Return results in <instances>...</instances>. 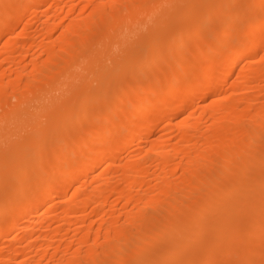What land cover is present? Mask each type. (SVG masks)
Segmentation results:
<instances>
[{
  "label": "bare ground",
  "instance_id": "6f19581e",
  "mask_svg": "<svg viewBox=\"0 0 264 264\" xmlns=\"http://www.w3.org/2000/svg\"><path fill=\"white\" fill-rule=\"evenodd\" d=\"M46 1L1 2L0 35L13 18L39 11ZM81 1L76 16H70L75 2L63 9L71 19L61 25L57 5L44 13L45 34L58 26L62 33L33 38L39 52L30 68L22 59L27 39L6 42L10 53L21 48L24 64L12 57L9 62L19 67L0 68V229L6 216L13 229L37 206L41 218L59 198L65 204L52 217L61 224L47 229L39 245L32 220L26 246L21 240L1 250L0 264H226L230 255L235 260L229 264H264V98L252 92L259 89L253 82L264 79L263 0H237L244 3L234 16V0ZM182 13L202 21L178 27ZM166 35L159 51L155 43ZM75 42L89 47L75 51L69 47ZM165 57L172 61L165 63ZM243 60L257 65L241 69ZM124 63L128 70L122 71L136 76L121 86L117 70L122 73ZM238 65L239 80L225 96ZM260 89L264 93V84ZM209 96L210 103L200 102ZM89 101L98 110H89ZM190 106L195 110L181 126L186 131L192 119V136L189 129L169 149L172 140L161 136L154 152L146 149L121 162L124 145L149 140L158 120L168 118L163 129L172 137L169 118ZM64 223L70 225L66 231ZM63 231L74 239L58 244ZM195 246V253L184 255ZM28 251L33 259L23 258ZM46 253L49 260H43Z\"/></svg>",
  "mask_w": 264,
  "mask_h": 264
},
{
  "label": "rangeland",
  "instance_id": "374dc122",
  "mask_svg": "<svg viewBox=\"0 0 264 264\" xmlns=\"http://www.w3.org/2000/svg\"><path fill=\"white\" fill-rule=\"evenodd\" d=\"M243 1V0H242ZM4 3L5 2V0H0V6L2 5V3ZM57 4H56V3ZM72 2H75L76 3V9H75V12L73 13V14H70V16H76L78 13H79V11H80V8L82 7V5H83V2L81 1V0H48V1H46L42 6H41V8H39V11H36V12H32V10H30V12H28L27 11V13L26 14H24L22 17H23V19H22V17H17V18H13V20L10 22V27L8 26L7 27V29L6 30H4V33H2L0 36V68L2 69V68H17V67H19V65H17V66H15L16 64L15 63H12L13 62V60H12V62H9V61H11L10 59H12V57L14 58V62H17V64L19 63V61L22 63V64H24V62H23V60L24 59H26V61H25V65H27V63H28V65L26 66V67H28V68H30V66H31V62L32 61H29V60H32L31 58L32 57H34V55H35V53H38L39 52V49H38V47L35 45L34 46V44L32 45V42H33V38H38L39 40H42V39H47L48 38V36L49 35H53L52 37H59L60 35L59 34H61L62 33V30H61V26H58L57 28H56V30L55 31H53L51 34H45V30H46V22H47V15L45 16V12L47 11V10H49L50 9V7L52 6V5H57V7H58V9L60 8V9H62V10H59V11H57V17H56V22H57V24H59V25H61V24H63V22H65V21H68L69 20V14H67L66 13V11L65 10H67L68 9V6L72 3ZM238 2H240V1H237L236 0V3H235V0H234V8L233 7H230V9H229V12H231L233 9V13L231 12V14H233V16L235 15V11H237V9L235 10V8H237L241 3H244V2H241L240 4H238ZM263 2H264V0H263ZM13 7V6H12ZM13 9V8H12ZM63 9H65V10H63ZM43 10V11H42ZM194 11V10H193ZM198 11V10H197ZM197 11H195L198 15L200 14L199 13V11L197 12ZM32 12V13H31ZM89 12V11H88ZM87 12V13H88ZM181 12H182V10H181ZM185 12V11H184ZM39 13V14H38ZM178 13H180V11L178 12ZM187 13V12H186ZM195 13V14H196ZM188 14V13H187ZM231 14L229 13V16H230V18L232 19V17H231ZM25 15H26V17H25ZM182 16H183V13L181 14ZM181 15H180V17H181ZM201 15V14H200ZM42 16V17H41ZM59 16H61L60 17V19H59ZM177 16H178V14H177ZM184 17V21H185V23H184V21H183V19H177L176 21H175V23H177V25H179L178 23H180V25L178 26V27H180L181 26V28L182 27H189L190 26V22H192V18H190V21H189V17L188 16H186V18H185V15L183 16ZM199 16H197V19L199 20V19H201L202 18V15L198 18ZM41 18H43V19H41ZM45 18V19H44ZM65 18V19H64ZM179 18V17H178ZM208 18V17H207ZM27 21H26V20ZM58 19V20H57ZM71 19V18H70ZM195 19V18H194ZM193 19V20H194ZM206 19V18H205ZM21 21V23H20V21ZM42 20V21H41ZM62 20H65V21H62ZM183 21L182 23L183 24H181V21ZM198 20H196L195 19V22H192L191 23V25L192 26H194V25H196V24H198L199 22H201L202 20H199V22H198ZM14 21V22H13ZM22 21L24 22V23H22ZM61 21H62V23H61ZM178 21V22H177ZM188 21V22H187ZM18 22H19V24H18ZM42 22H43V24H42ZM211 23H214V22H211ZM210 23V25L212 26L213 24H211ZM247 23V22H246ZM245 22H244V25L246 24ZM27 24V26H24V25H26ZM17 25V26H16ZM24 26V27H23ZM45 26V27H44ZM25 28H27L26 29V32H25ZM59 28V29H58ZM180 28V29H181ZM44 29V30H43ZM92 29V28H91ZM90 29V27L87 29H85V32L86 33H92L93 32V30H91ZM8 30V31H7ZM11 30V31H10ZM24 32H23V31ZM90 30H91V32H90ZM7 31V32H6ZM14 31V32H13ZM10 32V33H9ZM17 32V33H16ZM21 32L22 33H24V34H21ZM42 32V33H41ZM43 32H44V34H43ZM12 33V34H11ZM27 33V34H26ZM40 33V34H39ZM15 35H17V36H15ZM19 35H21V36H19ZM26 35H28V36H26ZM46 35V36H45ZM37 36V37H36ZM168 36H169V34H168ZM168 36L166 35V37L165 38H163V39H161L163 42H161V40L160 41H157L155 44V46L157 47V49L159 50V48L161 47H163L164 45H165V43L167 42L168 43V41H169V38H168ZM21 40V38H24V39H27V45H26V49H24L23 51H25V50H27V52L25 51V52H23L22 54L24 55L23 57H25V58H22V59H20V52H22L21 51V48L19 47L18 49L20 50V52H19V50L17 49V50H13L12 52H16L15 54L14 53H10V51H8V48H7V46H6V44L7 43H9V42H11V41H14L13 39L15 38V40H18V38ZM47 37V38H46ZM171 37V36H170ZM166 38L168 39V40H166ZM19 41V40H18ZM29 41V42H28ZM78 41V40H77ZM76 41V42H77ZM7 42V43H6ZM21 43H22V40L20 41ZM75 42V43H76ZM71 44L69 47H71L72 46V48L75 50V51H77V50H84L85 48L87 49L88 47H89V44L88 43H84V44H81V43H76V44ZM154 43V42H153ZM153 43L152 44H150V46H149V44L147 45V47H146V49L145 50H148L149 51V48H151V46L153 45ZM158 43H159V45H162V46H158ZM162 43V44H161ZM86 44H88V47H87V45ZM8 45V44H7ZM29 45V46H28ZM6 46V47H5ZM28 47V48H27ZM57 48H59V46H56ZM261 53L260 54H264V42L261 44ZM72 48H70V49H72ZM81 48V49H80ZM84 48V49H83ZM7 49V50H6ZM72 49V50H73ZM30 50V51H29ZM31 51H32V53H31ZM160 51V50H159ZM147 52V51H146ZM12 55V56H10V55ZM168 54H170V53H168ZM161 55H163V54H161ZM166 55V54H165ZM8 56H10V57H8ZM18 56V57H17ZM167 56V55H166ZM170 56V55H169ZM168 56V57H169ZM172 56V55H171ZM163 59H164V56H161ZM18 60H17V59ZM166 58V57H165ZM170 58H172V57H170ZM170 58H166L164 61H172V59L170 60ZM173 58H174V56H173ZM261 57L260 56H258L257 58H255V59H260ZM264 58V57H263ZM141 61V60H140ZM139 61V62H140ZM165 62V63H167V64H169V62ZM256 62H255V64L253 63H251V64H244V62H246V60H243L240 64H241V66H237V69H236V72H234L233 73V75H232V77L228 80V82H227V84L224 86V88H225V90L223 89V92H226L225 93V96H226V94H228V93H230L231 92V87H232V85L235 83V82H237V80H239V78H238V76H236L238 73H237V70L239 69V67H241V69H243V66H248V68L249 67H251V66H253V67H255L257 64V60H255ZM142 62V61H141ZM140 62V63H141ZM144 62V61H143ZM12 63V64H11ZM20 63V64H21ZM21 64V65H22ZM4 65V66H3ZM11 65V66H10ZM125 65V66H124ZM251 65V66H250ZM9 66V67H8ZM246 66V67H247ZM127 67H128V65H126L125 63L124 64H122L119 68H121V70L120 71H122V69L123 68H125V69H127ZM245 67V68H246ZM118 68V69H119ZM0 69V70H1ZM125 69H123L124 71H126ZM15 70V69H14ZM128 70V69H127ZM151 70V69H150ZM240 70V69H239ZM118 72V79L120 80V85L122 86V84H124V83H129L128 81H130V82H132L131 80H132V78H131V80H130V77H134L135 78V76H136V73H133V72H123L122 71V73L121 72H119V70H117ZM149 71V70H148ZM153 71V70H152ZM152 71H149L150 73L152 72ZM125 73V74H124ZM148 73V72H147ZM237 73V74H236ZM123 74V75H122ZM134 74H135V76H134ZM149 75V74H148ZM123 76H125V78H126V80H125V78L123 77ZM120 77V78H119ZM123 77V78H122ZM129 77V78H128ZM237 78V79H236ZM129 79V80H128ZM123 80H124V83H122L123 82ZM262 80V79H261ZM264 80V79H263ZM263 80L261 81L263 84H264V82H263ZM258 81V82H257ZM257 81H255V82H253V83H255V84H253V85H255L256 87H258L257 89H258V91L256 90V89H253L252 90V92H253V94H255L256 96H260L261 98H264V96H261L262 94L261 93H263L262 91H260L261 89V87H262V83H260V81L259 80H257ZM231 82V83H230ZM94 84H96L95 85V87H96V91H99V90H97V83L96 82H93ZM257 83V84H256ZM259 83V84H258ZM133 83H130V85L129 86H127V87H129V88H132L131 87V85H132ZM119 85V86H120ZM124 86H126V84H124ZM226 87H227V89H226ZM255 87V88H256ZM133 89V88H132ZM230 89V90H229ZM131 90V89H130ZM89 91V90H88ZM91 92H92V90H90ZM95 91V89L93 90V92ZM100 92V91H99ZM99 92L97 93V94H95V93H91V94H93V95H89V97H87L88 98V100H92V99H96V97H97V95L99 94ZM254 92H256V93H254ZM260 92V93H259ZM261 94V95H259V94ZM88 94H90V93H88ZM88 94H86V95H88ZM252 94V93H251ZM238 95H240L239 93H238ZM237 94H236V97L238 96ZM263 95H264V93H263ZM94 96V97H93ZM240 97H241V95H240ZM259 97V99H261ZM204 98V97H203ZM203 98H201L200 99V102H202L201 100H203L204 101V103H210L211 102V100H210V96H209V99H208V97L206 98V99H203ZM237 98H239V97H237ZM206 100V101H205ZM88 102V103H90V108H89V110L91 109V108H93L94 106H92V101H94V100H92L91 102ZM86 104V108H88L89 107V104ZM201 104H203V103H201ZM88 105V106H87ZM192 107V108H191ZM194 108V106H190L189 108L187 107V108H185L184 110H182V111H176V114H178L176 117H171V120L172 119H174V120H172V121H170V118H169V122L170 123H172L174 126H173V128H172V137H170L171 135H169V134H171V132H170V130H169V132L170 133H168V130H165L164 131V129H163V125H165L164 124V122H167V120H168V118H164V119H160L161 121H159L158 120V123H157V125H156V127L154 128V131L151 133V135L153 136V138H149V140H147V139H144L142 142H139V143H136V145L134 144L133 145V147L135 148H127V147H125V145H124V147H123V156H122V160H121V162L123 163V162H127L129 159H131L132 157H134V154L136 153H138V154H142L143 152H145L144 150H146V149H149V150H153L152 152H154L157 148H156V146H158V144H162V140H161V136H164L165 135V137H167V136H169L168 138H170L172 141L170 142V144H168V149L169 148H173V145L175 144L176 145V143H177V141H178V139H181L182 140V137H184V136H187V134L189 135V136H192L193 135V133H194V131H193V129H194V121H192V119L191 120H188V122H189V124L190 123H192V125H189L188 124V128L186 127L185 129H186V131L188 132L189 131V129H190V131L187 133L185 130H183V128H182V126L181 125H183L184 124V122H186V121H184V120H186V119H189L187 116H189L190 114H191V112L192 111H194L195 110V108ZM188 109V110H187ZM192 109V110H191ZM91 110H98L97 109V107L96 108H93V109H91ZM191 110V111H190ZM185 114V115H184ZM186 114H188L187 116H186ZM182 115H183V117H182ZM78 115H74V117H76V120H75V118H73L72 120V123L74 122V125L76 124L75 122H77L78 123V117H77ZM179 116V117H178ZM181 116V117H180ZM186 116V117H185ZM205 117H207L206 115H204V117L203 118H205ZM184 118V119H183ZM208 118V117H207ZM179 121H178V120ZM183 119V120H182ZM206 119V118H205ZM204 119V125H207L208 124V122H207V120L208 119H206L205 120ZM184 121V122H182V121ZM203 120V119H202ZM178 121V122H177ZM192 121V122H191ZM206 121V122H205ZM209 121V120H208ZM163 122V123H162ZM203 122H202V124H203ZM175 123H176V125H175ZM183 123V124H182ZM206 123V124H205ZM160 125V126H159ZM176 127V128H175ZM181 129V131H180V129ZM156 129V130H155ZM174 129V130H173ZM192 129V130H191ZM163 131V132H162ZM183 131H185V133L183 132ZM192 131V132H191ZM157 132V133H156ZM162 132V133H161ZM191 132V133H190ZM166 133V134H165ZM181 133V134H180ZM187 133V134H186ZM186 134V135H185ZM158 135V136H157ZM175 135V136H174ZM177 135H179V136H177ZM183 135V136H182ZM155 136V137H154ZM182 136V137H181ZM160 137V138H159ZM168 138H167V141H168ZM172 138H174V139H172ZM154 139V140H153ZM160 139V140H159ZM166 139V138H165ZM169 139V140H170ZM147 140V141H146ZM152 140V141H151ZM181 140H179V141H181ZM146 141V142H145ZM150 141H151V144H150ZM153 141H155V142H153ZM160 141V142H159ZM176 142V143H175ZM183 142V141H182ZM182 142H178V144H181ZM144 143V144H143ZM148 143V144H147ZM155 143V144H154ZM139 144H141V145H139ZM150 144V145H149ZM173 144V145H172ZM177 144V145H178ZM143 145V146H142ZM147 145V146H146ZM154 145V146H153ZM170 145H172V146H170ZM152 147V148H149V147ZM140 147H142V148H140ZM154 147V148H153ZM31 150L32 148H31V146H28V147H26V149H27V151H29V149ZM131 152H130V151ZM136 150V151H135ZM140 150H141V152H140ZM134 151V152H133ZM143 151V152H142ZM131 153V154H129V153ZM127 153V154H126ZM135 154V155H136ZM127 157H126V156ZM131 155V156H130ZM123 159H124V161H123ZM128 159V160H127ZM103 164V166H104V163H102ZM101 164V165H102ZM108 171H110V172H108L107 174H109V175H111L112 174V172H113V169H108ZM215 171L217 172V170H214V172L212 173V175H214V176H216V174H218V172L215 174ZM94 174H95V171L93 172H91L90 173V175L88 176V180L90 179V180H92L91 178H93V176H94ZM0 175H1V171H0ZM213 176V177H214ZM90 177V178H89ZM91 188V187H90ZM88 188H86V190H87ZM69 196H70V194L72 195L73 194V191L72 192H70L69 191ZM117 195H113V198L114 197H116ZM112 198V197H111ZM60 200H58V201H60V202H57L58 203V205H57V203H56V205H55V207L54 208H52L51 210H47V211H45L44 212V214H43V216L45 217H41L40 218V216L41 215H39L40 213H41V211H42V208L40 207V206H37L34 210H32L31 212H30V214H28V216H27V219L25 220V221H23L22 223H21V221H20V223L18 224V227H15V228H13V229H11V226H12V221L11 220H9L8 218H7V216H6V218L4 217L3 218V225L1 226V231L5 234V237L4 238H0V251L1 250H3V249H5L6 251H8L10 248H13L14 247V245H17V244H20V245H22L23 244V242H24V236H26L27 234H28V231L30 230L29 229V226H30V224L28 223V222H31L32 220L34 221H36V225L33 227V232L35 233V239H37V240H35V245L37 244V245H39V243H41L42 242V238H43V235L44 234H46V232L48 231V230H50L51 232H52V230L53 229H55V227H58L60 224H61V222H58L59 220H57V219H55V221H54V219H52V217H53V215L54 214H58L59 213V215L61 214V209H62V205H64L65 204V202L63 201L62 202V199L61 198H59ZM64 200V199H63ZM229 201H231V202H234V203H236V202H239V200H237V198H232V199H229ZM118 206H119V208H118ZM57 207L59 208V209H57ZM117 209L116 210H120V208H121V203H119V205H117V207H116ZM91 209V208H90ZM90 209H89V211H90ZM55 211V212H54ZM53 212V213H52ZM3 213L4 212H2L1 211V213H0V219H1V217L2 216H4L3 215ZM2 214V215H1ZM5 215H6V213H5ZM92 216H94V215H92ZM35 218V219H34ZM38 218V219H37ZM94 218V217H93ZM92 218V219H93ZM96 218V217H95ZM5 219V220H4ZM41 219V220H40ZM1 222H2V219L0 220ZM91 221H89L88 220V223H90ZM96 223H97V221H95ZM94 222V223H95ZM28 224H29V226H28ZM67 224H69L68 222H67ZM66 223H64V225L62 224V226H65V230L64 231H66V229L68 228V226H70V225H67ZM79 225H81V224H79ZM97 225V224H96ZM95 225V226H96ZM99 225V224H98ZM97 225V226H98ZM51 227V228H50ZM54 227V228H53ZM29 229V230H28ZM37 229V230H36ZM48 229V230H47ZM44 230V231H43ZM73 229H71V233L70 234H72L74 231H72ZM49 231V232H50ZM63 231V232H64ZM27 232V233H26ZM44 232V233H43ZM68 233V234H69ZM23 234V235H22ZM36 234H38V235H36ZM40 235V236H39ZM72 235H74V233L72 234ZM72 235L71 236H69V235H66L65 236V232H64V235L62 236V237H60V238H58V240L56 241L58 244H62V242L64 243L65 241L66 242H69L70 240H72V239H74L73 237H72ZM21 236V237H20ZM37 236V237H36ZM65 236V237H64ZM67 236H68V238H67ZM23 237V239H21ZM20 238V239H19ZM72 238V239H71ZM40 239V240H39ZM65 239V240H64ZM22 240V241H21ZM21 241V242H20ZM18 242V243H17ZM20 242V243H19ZM37 242V243H36ZM25 243L26 242H24V246H26L25 245ZM56 243V246L58 245ZM19 245V246H20ZM12 246V247H11ZM18 246V247H19ZM55 246V247H56ZM36 247V246H35ZM20 248H23V246L21 247L20 246ZM57 248V247H56ZM56 248H52V249H54V252H52V254L53 253H55L57 250H55ZM51 249V251H53ZM197 249H198V247L197 246H195V247H193V249H189L187 252H185V256L187 255V256H190L191 255V253L193 254V253H195L196 251H197ZM4 250V251H5ZM28 250H31V249H28ZM2 252V251H1ZM1 252H0V254H1ZM30 252L28 251V253L27 254H29ZM49 253H51V252H49ZM49 253H46V255H44V257L41 255V257H43V258H41V259H43V260H49V259H47L48 257L47 256H49V257H51V254H49ZM58 253L59 252H57V256H58ZM188 253V254H187ZM48 254V255H47ZM61 256H63V254L62 253H59ZM32 254L30 253L29 255H26V257H24L23 256V258H29V259H33V257L31 256ZM59 255V256H60ZM234 256V257H233ZM32 257V258H31ZM232 259V260H231ZM235 260V255H230L229 256V258H228V260H227V262H226V264H229L230 262H233ZM44 262V261H43ZM46 262V261H45Z\"/></svg>",
  "mask_w": 264,
  "mask_h": 264
}]
</instances>
